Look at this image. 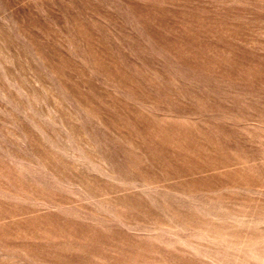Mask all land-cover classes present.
Returning <instances> with one entry per match:
<instances>
[{"label":"rangeland","instance_id":"obj_1","mask_svg":"<svg viewBox=\"0 0 264 264\" xmlns=\"http://www.w3.org/2000/svg\"><path fill=\"white\" fill-rule=\"evenodd\" d=\"M0 264H264V0H0Z\"/></svg>","mask_w":264,"mask_h":264},{"label":"bare ground","instance_id":"obj_2","mask_svg":"<svg viewBox=\"0 0 264 264\" xmlns=\"http://www.w3.org/2000/svg\"><path fill=\"white\" fill-rule=\"evenodd\" d=\"M41 57V56H40ZM213 73V72H212ZM191 83V82H190ZM44 86V85H43ZM64 89V88H63ZM65 102V101H64ZM75 109V108H74ZM76 110V109H75ZM66 118V117H64ZM71 119V118H70ZM76 121V120H75ZM74 122V121H73ZM104 125V124H103ZM77 126V125H76ZM73 131V130H72ZM75 131V130H74ZM70 134V133H69ZM92 139H95V138H92ZM90 146V145H89ZM96 163V162H95ZM113 170V169H112Z\"/></svg>","mask_w":264,"mask_h":264}]
</instances>
